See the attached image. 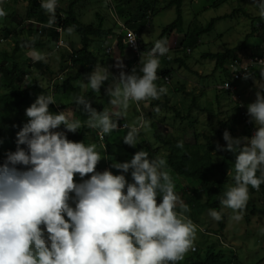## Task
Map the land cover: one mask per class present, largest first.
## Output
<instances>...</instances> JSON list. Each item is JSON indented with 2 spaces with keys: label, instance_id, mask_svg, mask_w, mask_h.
I'll return each instance as SVG.
<instances>
[{
  "label": "clouds",
  "instance_id": "clouds-1",
  "mask_svg": "<svg viewBox=\"0 0 264 264\" xmlns=\"http://www.w3.org/2000/svg\"><path fill=\"white\" fill-rule=\"evenodd\" d=\"M14 3L26 4L23 0H4L0 3L2 26L7 24V27L0 29H8H4V34L0 32V48L2 43L12 44L15 51L18 37L22 43L17 52L20 56L19 62L22 66L30 65L37 79L40 71L36 63L45 61L49 65L44 49L48 48V52L53 55L50 61H58L60 70L55 71L49 65L55 74L46 87L49 88L46 92L48 95L40 94L34 103L26 107L22 122L26 119L27 122L17 135L20 122L10 123L9 131L6 132L0 117V143L14 135L17 139L16 150H9L0 156V264H178L184 258L195 254L198 251L194 246L198 226L192 221L194 219L186 215L190 209L175 190L166 160L160 156H150L145 151L147 142L141 130L147 128L150 122L143 114L131 124L123 121L132 104L139 110L141 102L159 100L161 96L169 93L171 78L168 75H158V70L160 57L167 55L171 49L168 47L170 40H157L152 49H145L147 44L136 34L139 37L141 56H136L138 69L133 68L129 74L123 71L125 56L129 51L135 53L124 44V39L125 29H132L114 17L115 24L105 28L106 31L112 29V33L98 37L110 38L112 41L105 43L100 49H97V44L94 47L97 54L104 50L105 56H114V62L118 64L111 68L96 55L98 62L88 78L86 74L80 81H71L78 83H72L73 87H69V99L75 103L72 112L67 110L69 108H60L56 103L55 85L62 87L67 79L78 73L80 66H76L73 58L76 57L75 51L81 48V40L77 43L72 39L69 41L70 45H67L64 36L66 32L71 34L74 28L68 27L65 30L61 26H55L57 15L64 16L59 0H39L41 9L48 14L47 24L44 26L36 20L22 21V30L16 34L18 24L16 23L14 29L8 26L12 11L6 12L3 8ZM112 5L113 3L109 7L114 9ZM252 5L258 8L259 16L264 19V0H252ZM37 26L41 28L38 29ZM113 26L118 27L117 32ZM44 27L55 29L58 39L47 43L41 36L44 44L36 47L34 42L42 35ZM254 28L260 33L258 27ZM29 29H33L34 33H29ZM27 35L30 38H26ZM121 36L123 50L119 47ZM129 36L131 38L132 34ZM60 40L64 42L63 46H58ZM95 41L92 39L89 49L96 54L92 50ZM135 42L136 38H132L129 44L135 45ZM25 47L30 48L27 54L32 59L27 57ZM181 49L184 51V46ZM117 50L125 54L122 59L115 54ZM14 51L9 54L0 49V55L10 57ZM186 52L189 55L192 50L187 49ZM24 55L26 57L22 58ZM2 61L0 60V65ZM259 62L264 64V60ZM98 63L103 64L101 66ZM118 69L122 70L119 77L115 78L114 72ZM260 75L264 77V72ZM165 77L170 78L168 83L165 82ZM171 77L173 79V75ZM30 78V74L24 76L23 89L29 84ZM250 78L254 79L253 74L244 72L243 79ZM85 79L87 83H84ZM39 80L43 81L42 78ZM155 82H163L169 87L168 90L166 87H158ZM224 83L217 86L219 92H228L220 88ZM228 87L229 83H226L225 88ZM89 88L97 93L101 89L105 90L111 107L104 108L103 111L93 108L92 102L84 96ZM177 88L180 87L177 85ZM189 88L192 89L188 86L180 94L191 95L193 99ZM194 94L198 96L196 92ZM202 94L203 92L199 97ZM64 95H67V90L62 88L61 99ZM177 99L183 106L185 100L190 101H181L177 97L175 101ZM196 101L198 104L200 100ZM194 102L190 105L191 112L194 110V113H209L208 109L199 104L201 108L193 106ZM236 102L239 112L244 111L247 114L249 123L256 131L248 137L251 131L248 127L246 136L234 138L226 130L223 139L227 147L217 144L218 152H231L236 157L228 172L233 183L222 194L221 210H208V215L217 222L223 219V209L231 210L230 219L233 221L239 222L243 218L250 200V188L261 194L264 203L260 190L264 184V88L256 92V99L247 106V111L240 99ZM151 104L144 113L151 110L158 114L160 108L154 109ZM50 105L56 107V113L50 111ZM78 108L87 113L85 121L77 116ZM216 110L218 112L219 107ZM188 116L190 119L186 122L192 125L199 123V119L193 121L191 115ZM242 123L246 128L245 120ZM85 126L95 130V138H91L93 140L90 144L74 142L68 138L67 133L76 135ZM61 127L65 131H59ZM192 127L197 130V124ZM219 127L221 128L220 124ZM157 128L163 134L159 125ZM124 130H128L127 134L117 137L124 144L135 148L140 140L145 141L143 150L137 151L133 157L130 153L128 160L119 149L114 148V154H110L105 139L106 135ZM189 133L190 131L184 133V139ZM197 133L205 134L204 131ZM170 135L165 136L173 137ZM191 139L189 136L186 140ZM158 144L154 149L163 147ZM177 147L183 149V141L178 142Z\"/></svg>",
  "mask_w": 264,
  "mask_h": 264
},
{
  "label": "trees",
  "instance_id": "trees-1",
  "mask_svg": "<svg viewBox=\"0 0 264 264\" xmlns=\"http://www.w3.org/2000/svg\"><path fill=\"white\" fill-rule=\"evenodd\" d=\"M85 0H70L67 7L65 9H60L63 11L64 16L60 17L57 15V25L61 26L63 29H67L68 27H73L74 32L80 35L81 38V48L76 50L75 45L73 46L75 55L73 59L75 60L76 66H80V69L75 77H71L69 80L67 79L63 86L56 84V93L55 98L57 100L56 103L59 104V107L62 109H66L69 106H75L74 100L69 99L68 93L70 88L73 87L71 82L72 80L80 81L83 77H87L90 75L91 71L93 70L95 64H97L96 54L93 53L89 47L92 39L95 37H102L112 33V29L108 31L104 28L103 17L97 13V18L99 20L98 24H85L83 23L79 15L77 13V6L82 4ZM169 1L168 4L163 8L159 9V0H110L108 5L114 4L118 14H123V16L127 19L126 25L128 28L132 29L136 32L137 35L141 36L143 31L147 28L148 24L151 22L152 18L161 10L169 9L172 7L176 8L177 18L174 22L167 25L161 31L158 40L166 39L167 41L170 40L172 34L174 32L183 34V29L185 26L184 18H183V5L185 0H165ZM229 0H215L211 4L210 7H217L221 4H225ZM26 3V10L24 16L21 17L20 21L17 22L18 26L16 28V34L20 33L22 30V21L26 20H36V22L46 25L48 21V14L44 12L43 9L40 7L39 0H23ZM113 6V5H112ZM258 9V8H257ZM238 12L247 15L245 9H236L231 14H226L224 16H220L211 20V22L207 25V27L200 29L195 34L189 33L186 34L189 37V41H182V45L185 46V54L183 57H177L174 61L181 65L182 67L187 65V59L189 55L187 54L186 50L188 48L193 49L199 43L198 40L200 36L205 33L212 32L214 30L215 25L218 21L228 18H233L237 15ZM11 21H14L17 17L15 12H12L10 16ZM7 19V18H6ZM252 19V18H251ZM257 20H263L261 17L254 18L252 21L256 22ZM253 26L255 23H252ZM3 27H7V24H4ZM8 30L7 28H4ZM0 29V32L4 34L5 31ZM66 32V31H64ZM29 33L33 34L34 30L29 29ZM67 33V32H66ZM7 34V33H6ZM3 36V35H1ZM43 36V39L47 43H52L58 39V33L53 28L44 27L42 35H39L38 38L34 42V46H43L42 39L40 38ZM260 38L261 41L258 45L251 46L249 45L251 38ZM122 36L119 38V47L121 50L124 49V44L122 43ZM32 42V41H29ZM17 47L14 51V54L10 57H4L2 54L0 55V60H3L0 65V117L3 119V129L7 132L9 131V124L10 123H19V129L17 133L22 129L23 125L27 122H22L23 111L26 112V107L31 105L35 102L37 97L44 93L48 95L46 92L49 88H43L41 85V80L36 78L35 73L32 71L30 65L22 66L19 62L20 56L17 54L19 52L20 44H22L18 37L16 39ZM261 43H264V37L261 35L256 28L252 27L250 33L247 34L245 41L235 47L225 50L224 52L220 53H205L202 55V58L209 59L215 61L216 63V70L224 69L226 70V66L237 61L239 54H249V57H261L264 54V49L260 48ZM153 48V44L145 45V48ZM251 54V55H250ZM36 67L40 71V75H48L49 79L52 80L54 76V72L51 67L45 61H38L36 63ZM171 71L167 69H161L158 71V75L166 76L168 75L171 78ZM26 74H30L31 78L29 80V84L26 85L23 89V78ZM43 79V78H42ZM84 83H87V79H85ZM158 87H162L161 82H155ZM64 88L67 90V95H64L61 99V89ZM185 87L180 86V88H175V93H182ZM8 91V92H7ZM7 92V93H6ZM190 94V93H188ZM193 94V101L194 105L198 108H201L197 104L198 96ZM103 96L104 98L109 97L106 95L105 90L101 89L100 92H93L90 88L84 93L86 99H89L91 102H94L92 99L95 96ZM165 102L160 100H155L151 104L152 108L159 107L160 109L167 108V110H172L176 117L181 119L182 121L189 120L190 116L184 117L177 108L171 106L170 98L168 94L164 95ZM192 106V107H193ZM92 107L96 108L95 105L92 103ZM191 107V108H192ZM50 111L56 113V107L54 105L49 106ZM196 108V107H195ZM77 116L80 118L81 121H85L87 119V113L83 112L82 108H78ZM99 111H103V106ZM176 111V112H175ZM148 117H155V114L149 110L146 112ZM20 117V120H19ZM27 118V117H26ZM19 120V121H18ZM244 121V117L241 112L238 114L232 115L229 120L227 121H218L220 122L221 128H225L226 130H232L230 127L234 129L238 125ZM15 123V124H16ZM121 123V121H120ZM15 126V125H14ZM154 127V136L156 141L163 145L164 147L168 148V154L165 156L167 160V170L172 175L175 185L177 184V177L180 179L191 180V185L194 187L192 193H188L183 187L175 189L176 192L178 190L183 191V195L187 197L186 204L188 205L189 209L193 210L192 213L189 211L186 213L189 218L195 220L197 216L200 218L207 210L209 209H217L221 210L220 199L222 197L223 192L226 190V187L233 183L232 178L228 177V172L232 165L235 163V155L231 152L225 151H217V144L214 143L212 140L213 136L206 135V134H199L196 133L192 136L191 140H185L184 133L179 137H169L161 134L158 131L157 125L154 123L152 125ZM248 126L244 129L245 133L244 136L247 135ZM59 131H65L63 127L59 129ZM128 130H124L120 133L125 136ZM218 136L220 137L221 130H218ZM95 134V130L89 129L86 126L82 127L76 135H72L71 133H67V136L70 140L74 142H84L85 144H90L93 139H91ZM116 132L111 133L110 135H106L105 139L109 146V153L114 154V148L119 149L123 157L125 159H129V154L131 156L140 150H143L145 141L140 140L138 145L133 148L123 143V140L120 141L118 138L114 137ZM95 138V136H94ZM201 138H205V141H201ZM183 141V149L177 147V143ZM221 147L223 145L219 144ZM17 147V139L15 135L11 137V139H5L0 143V156L4 153H7L9 150L13 151L16 150ZM225 148V147H224ZM150 156H156V154L160 151V149H147ZM218 156V153L222 154V158L220 161H216L215 154ZM122 154L119 157H122ZM175 177V179H174ZM131 182V181H130ZM260 190L264 196V184L261 185ZM205 191L206 192V200L204 202L200 201V193ZM257 193L256 190L250 188V195ZM223 219L219 221L220 231L226 227L225 222V215L223 214ZM226 255L224 251L219 249L217 244H208L202 250H198L195 254L184 258V260L178 262V264H233L237 261L236 255L232 254V260H224Z\"/></svg>",
  "mask_w": 264,
  "mask_h": 264
},
{
  "label": "rangeland",
  "instance_id": "rangeland-1",
  "mask_svg": "<svg viewBox=\"0 0 264 264\" xmlns=\"http://www.w3.org/2000/svg\"><path fill=\"white\" fill-rule=\"evenodd\" d=\"M215 0H185L183 5V18L185 22L183 34L180 33H173L170 39V46L169 52L167 55L160 57V68L170 70L173 79L171 77V83L169 85V93L167 92L170 102L172 105L177 108V110L186 117L187 115H191V120L195 121L199 119V123L195 122L193 125L189 122H183L181 119H178L175 116V113L172 110H167L164 108L163 110L160 109V112L157 114L155 113V117H147V114L144 113V110L150 106L152 102L155 100H151L148 102H141L139 105V110H137V106L132 104L129 108L128 115L125 120V123H133L137 117L141 114L145 116V118L150 122L148 127L142 129L143 136L147 145L145 147V151L147 149L153 150L154 148L158 147V143L156 142V138L154 136V127L152 125L155 123L162 128V133L165 135L171 134L170 136H178L182 135L185 132H189V135L185 138V140L190 136L192 137L194 132L197 133L199 131H204L206 135L213 136V142L216 144H221L225 148L227 147L226 141L223 139V133L226 131L225 128H220L218 121H222L226 119L229 115H234V111L232 114V108L236 105V102L233 99L227 98L225 95L224 101L227 103V106L224 108L229 107V112L225 109L220 110L217 112L216 107L219 105L216 101V95L221 94L217 89V86L221 84L224 80H230V75L223 69L216 70V63L215 61L204 59L202 55L205 53H220L224 52L227 49L235 48L241 45L247 36L248 33L251 32L252 27H258L260 24L257 22L252 21V17H258L259 11L256 7L252 5V0H229L225 4H221L217 7H210L211 4ZM70 0H59V4H61L63 9H65L68 5ZM109 0H85L82 2L81 6L77 9V13L79 15L80 20L85 24H98L99 20L97 18V13L103 17L104 20V28L112 27L115 24V18L117 20H123L126 23V18L123 14H118L115 6L109 7L108 5ZM169 1L159 0V9H163ZM114 5V4H113ZM111 8V10H110ZM245 9L247 15H243L241 12H238L237 15L233 18L223 19L216 23L214 30L209 33H205L200 36L198 40V45L191 49L192 53L189 54L187 59V65L192 70L194 69L196 72L203 71L206 76L201 78L200 76L193 77L186 68L180 69L179 64L176 63L174 60L177 57H183L185 54V50L183 51L182 48V41H189V37L186 34L192 33L195 34L200 29L207 27V25L211 22L212 19L224 16L226 14H231L236 9ZM18 18L14 21H9L8 26L10 29H14L16 27V23L20 21L21 17L25 14V4L24 3H17L14 11ZM115 17V18H114ZM177 18L176 8L172 7L169 9H164L158 12L151 20L149 26L143 31L141 38L145 41V44H155L158 40V37L163 30L164 27L174 22ZM3 20V19H2ZM252 23H255L253 26ZM117 32L118 27H114ZM114 32V31H113ZM116 32L115 35H116ZM24 37V36H22ZM26 38H30L28 35ZM73 39V40H72ZM64 40L66 44H69V41L72 40L74 42H80L81 38L80 35L76 32H72L71 34L66 33L64 36ZM96 40L95 44H97V49L103 47L105 43H110L112 39L110 38H94ZM186 41V42H188ZM260 38H251L249 43L260 42ZM72 43V42H71ZM81 45V42L79 43ZM66 45V46H67ZM70 45V44H69ZM92 46V50L94 51ZM185 47V46H184ZM14 46L12 44L2 43L0 49L6 50L9 54L14 51ZM27 57H30L27 53L29 51V47H25ZM190 49V48H188ZM46 55V60L48 61L49 65L53 67L55 71L60 70V65L58 64L57 60L50 61L53 57L51 53L44 49ZM104 50L101 51L99 54H96L101 60H105V64L109 67L113 68V66L118 64V62H114V56H105ZM127 53L125 56V67L123 71L127 73H131L133 68H137V58L136 55L133 54L131 51ZM24 54V53H23ZM117 56L123 55L120 51H116L115 53ZM26 57L25 55L22 58ZM31 58V57H30ZM32 59V58H31ZM123 61V62H125ZM102 66L103 63H98ZM128 64V65H127ZM131 70L129 71V69ZM122 69H118L117 72H114L115 78L119 77L120 71ZM158 70V71H159ZM181 70V75L186 76L187 78L194 79V86L195 88L188 89L190 92H196L198 97L203 92V94L198 98V104L202 108L208 109L209 113H194V110L190 111V105L193 103V99L191 95L185 94H176L175 88L178 85L180 80L179 72ZM58 73V72H57ZM38 78L41 79L40 74L37 73ZM43 81L41 82L42 87H47L49 83V76L42 75ZM111 82V81H110ZM189 81L187 80L184 84L190 86L188 84ZM183 83V82H182ZM232 83H237L240 92L245 93L246 91L249 92L252 89V99L255 101L256 99V92L264 88V82L259 83L258 81H251L250 79L244 80L243 78L233 81ZM73 84H78L74 82ZM163 84V82L161 83ZM162 86H165L164 84ZM88 90V89H87ZM168 90V89H167ZM86 92V91H85ZM179 94L182 97H179ZM179 98L181 101L182 99H190V101L185 100V106L179 104V100L175 99ZM184 97V98H183ZM162 99L165 102V97L161 96L160 100ZM95 105V109L99 111L101 107L110 108L109 100L101 95L95 96L92 99ZM180 101V102H181ZM224 101H219L220 104H225ZM241 102L243 104L248 103V98L245 97L244 94H241ZM74 106L68 107L69 111L74 112L72 108ZM149 109V108H148ZM247 110V107H246ZM66 111V110H62ZM212 111V112H211ZM176 112V111H175ZM224 112V113H222ZM215 113H217L215 115ZM201 115V116H200ZM203 115V116H202ZM197 124V130L193 128ZM239 125L234 127H230L229 132L231 135L236 138L238 137V132H240V128L245 129L242 122L238 123ZM159 128V129H160ZM218 130H221L220 137L218 136ZM238 131V132H237ZM122 133L115 134V137H121ZM185 137V136H184ZM243 137V136H239ZM205 138H202V142L205 141ZM155 150V149H154ZM168 154V148L162 147L160 152L156 154V156H160L165 159V156ZM215 154V153H214ZM222 158V154L218 153V156L215 154V160L220 161ZM166 160V159H165ZM167 162V160H166ZM127 178H130L129 176ZM175 179V177H174ZM177 184L176 189L183 187L188 193H192L194 187L191 185V180H183L177 177ZM177 194L181 197V199L186 203L187 197L183 195L182 190H178ZM200 201L204 202L206 200V192L203 191L199 195ZM193 210L190 209L192 213ZM223 214L225 215V222L226 227L223 231H220L219 222L212 220V218L208 215V210L200 217H195V220H192L194 224L198 226L197 228V238L195 240L194 246L197 247L198 250H202L208 244H217L218 248L224 251L226 255L224 260H232V254L236 255L237 261L233 264H264V203L261 200V194L255 193L250 195V200L248 202L247 208L245 210L243 218L239 221H233L230 219L232 215L231 210L223 209Z\"/></svg>",
  "mask_w": 264,
  "mask_h": 264
},
{
  "label": "crops",
  "instance_id": "crops-1",
  "mask_svg": "<svg viewBox=\"0 0 264 264\" xmlns=\"http://www.w3.org/2000/svg\"><path fill=\"white\" fill-rule=\"evenodd\" d=\"M17 6V4L16 3H14L13 5H9V6H6V7H3L5 10H6V12H8V11H12V12H14L15 11V7ZM25 6H26V4H25ZM81 5H79V7H80ZM78 6L76 7V8H79ZM243 14V13H242ZM244 15V14H243ZM258 17L257 18H259L260 16L259 15H257ZM254 18H256V17H252V19H254ZM2 18H0V28H2L3 26H2ZM120 22L121 23H125L123 20H120ZM257 23H260V24H264V19L263 20H257L256 21ZM2 32V31H1ZM20 37H22V35H20ZM259 38V37H258ZM258 43H260V42H255V43H249V45H251V46H254V45H258ZM143 45H145L144 43H143ZM148 45V44H147ZM146 45V46H147ZM93 46V45H92ZM93 48H94V50H95V52H96V49H95V47L93 46ZM260 48L261 49H264V43H261V45H260ZM146 49V48H145ZM96 54H97V52H96ZM251 55V54H250ZM251 57H249V54L247 53V54H244V53H241V54H239V56H238V58H237V61L239 62V63H242L243 65H246L247 63H248V61H249V59H250ZM229 65L230 64H228L227 66H226V72L227 73H229ZM181 70L182 69H184V68H186V70H188L189 72H190V74L193 76V77H198V76H200L201 78H204L205 76H207L206 74H204V72L203 71H200V72H196L194 69H190L189 67H186V66H184V67H182L181 65H180V67H179ZM181 70H180V74H179V77H180V80L183 82V83H181V82H178V87H180V86H182L183 85V87H188L187 86V84H184V82H186L187 80L189 81L188 83H190V84H188V85H190V87H192V88H195V86H194V79L192 80L191 78H187L186 76H184V75H181ZM224 70V69H223ZM248 72L249 73H252L253 74V76H254V79H251L250 78V80L253 82V81H258L259 83H261V82H264V77H261V72H264V69H262V68H259L258 66H256V65H250L249 66V70H248ZM230 75V74H229ZM227 81H232V76H230V80H224L222 83H224V82H227ZM221 83V84H222ZM162 87H166L167 89L169 88V87H167V86H162ZM235 87H236V94L237 95H239L240 96V100H241V94H244L245 95V97H247L248 98V103H245V104H243L244 105V108L246 109V107L250 104V103H253L254 102V100L252 99V89H250L249 90V92L248 91H246L245 93H242V92H240V89H239V87H238V85H237V83H235ZM169 91V90H168ZM226 96L227 98H229V99H233L234 97H233V95L231 94V93H229V92H221V94H218L217 93V95H216V101H218L217 102V104L219 105L218 107H219V109L220 108H222L223 110L225 109L224 107L225 106H227V103L224 101V97L223 96ZM219 101H224L225 102V104H220L219 103ZM233 101H234V99H233ZM236 102V101H235ZM171 106H172V104H171ZM238 103L236 102V105L232 108V114H233V111H234V113L235 114H238V112H239V109H238ZM227 112H229V107L228 108H226L225 109ZM247 111V110H246ZM222 113H224V112H222ZM232 115H229L228 117H227V119H225L224 121H227V120H229V118L231 117ZM243 124V123H242ZM239 125V124H238ZM237 125V126H238ZM245 130L244 129H242L241 130V128H240V132H238L237 134H238V137L239 136H244L243 135V133H245L244 132ZM213 141V140H212Z\"/></svg>",
  "mask_w": 264,
  "mask_h": 264
},
{
  "label": "built area",
  "instance_id": "built-area-1",
  "mask_svg": "<svg viewBox=\"0 0 264 264\" xmlns=\"http://www.w3.org/2000/svg\"><path fill=\"white\" fill-rule=\"evenodd\" d=\"M3 1L4 0H0V3ZM37 28L40 29L41 27L37 26ZM258 28L260 30V34L263 35V37H264V24H260L258 26ZM125 30H126V35H125V39H124V44L128 47V49L132 50L136 54L137 57H140L141 56V48H140V43H139V37L136 35V33L134 31L129 30V29H125ZM130 33L132 34L131 38L129 36ZM132 38H136L135 45L129 44L131 42ZM61 41L62 40H60L58 42V46L64 45V42L62 41V43H61ZM260 60H264V54L261 57H251L246 65H243L242 63H239L238 61L231 63L229 66V73L232 76V81H236V80L243 78L244 72H248L250 65H256L259 68L264 69V64H261L259 62ZM164 80H165V82L168 83L170 81V78L165 77ZM226 83H229V87L227 89L225 88ZM220 88L222 90H225V91L232 93L235 101L236 100L238 101L240 99V97L236 94V87H235V85H233V83L231 81L225 82ZM241 108H242V105H241ZM241 113L244 117L245 123L248 125L249 129L251 130L248 137H251L252 135H254L256 128L253 127L251 123H249V119L247 118V114L244 111H242Z\"/></svg>",
  "mask_w": 264,
  "mask_h": 264
}]
</instances>
